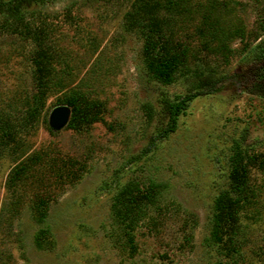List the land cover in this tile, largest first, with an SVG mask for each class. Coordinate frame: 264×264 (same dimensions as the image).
Returning <instances> with one entry per match:
<instances>
[{"label":"rangeland","instance_id":"obj_1","mask_svg":"<svg viewBox=\"0 0 264 264\" xmlns=\"http://www.w3.org/2000/svg\"><path fill=\"white\" fill-rule=\"evenodd\" d=\"M132 1L48 0L30 8L28 16L47 27L53 67L31 123L23 111L36 102L34 42L0 19V110L19 127L16 140L0 146V264H264V168L250 169L255 197L227 247L213 237L211 218L214 196L227 187L233 142L243 137L264 155V96L247 89L262 71L264 0H170L161 15L173 40L188 46L170 84L147 73L142 39L124 27ZM200 74L211 75L212 86L189 102L175 131L154 138L161 94H182ZM72 89L100 105L99 118L77 130L67 126L70 107L56 102ZM63 108L68 115L59 121ZM24 160L28 170L9 187V170ZM132 181L157 187L127 233L112 206ZM40 198L43 222L34 212Z\"/></svg>","mask_w":264,"mask_h":264},{"label":"trees","instance_id":"obj_2","mask_svg":"<svg viewBox=\"0 0 264 264\" xmlns=\"http://www.w3.org/2000/svg\"><path fill=\"white\" fill-rule=\"evenodd\" d=\"M48 0H0L1 26L13 33L30 38L34 42L31 51L33 86L36 102L23 111L26 123H31L41 112L47 94L53 84L51 47L47 42V27L43 22L28 16L31 7ZM170 0H133L124 14V27L136 32L142 39L141 54L147 73L162 84H170L176 78V71L185 66L188 59V46L173 40L168 29V20L161 15V9ZM261 73L254 76L248 91L264 96V46L260 53ZM182 94L170 97L160 96L161 120L154 131V138L168 137L178 126L179 116L185 112L189 102L196 96L206 93L212 86L213 77L209 74L195 75ZM58 104L70 107L67 126L82 129L99 118L100 105L88 98L80 89L63 92L56 98ZM148 116L153 107L144 105ZM18 126L11 115L0 110V146H9L16 140ZM29 167L27 160L15 163L9 170L7 184L15 186ZM264 168V155L247 147L243 137L235 140L228 158L227 187L220 189L213 198L212 230L213 237L228 246L238 227L242 210L249 206L255 197V186L250 169ZM157 185L150 183L140 187L137 182H129L121 187L114 198L112 211L114 218L127 233L134 229L141 213L142 205L153 202ZM46 201L40 198L35 202L36 219L43 222L47 212ZM36 243L40 245L39 233Z\"/></svg>","mask_w":264,"mask_h":264},{"label":"water","instance_id":"obj_3","mask_svg":"<svg viewBox=\"0 0 264 264\" xmlns=\"http://www.w3.org/2000/svg\"><path fill=\"white\" fill-rule=\"evenodd\" d=\"M67 115H68L67 109L63 108V109H61V110L58 111V113H57V119L59 121H62V120H64L67 117Z\"/></svg>","mask_w":264,"mask_h":264}]
</instances>
